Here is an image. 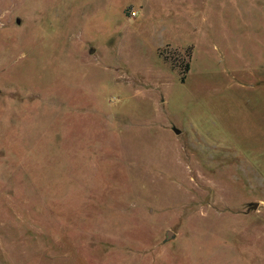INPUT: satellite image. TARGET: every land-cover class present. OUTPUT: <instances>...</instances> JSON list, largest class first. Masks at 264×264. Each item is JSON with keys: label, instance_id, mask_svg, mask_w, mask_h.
Returning <instances> with one entry per match:
<instances>
[{"label": "rangeland", "instance_id": "obj_1", "mask_svg": "<svg viewBox=\"0 0 264 264\" xmlns=\"http://www.w3.org/2000/svg\"><path fill=\"white\" fill-rule=\"evenodd\" d=\"M0 264H264V0H0Z\"/></svg>", "mask_w": 264, "mask_h": 264}, {"label": "water", "instance_id": "obj_2", "mask_svg": "<svg viewBox=\"0 0 264 264\" xmlns=\"http://www.w3.org/2000/svg\"><path fill=\"white\" fill-rule=\"evenodd\" d=\"M16 22L19 23V22H20V19L17 18V19H16ZM90 52H92V50H91ZM173 130H174L176 133L179 132V130H178L176 127H173ZM257 205H258V203H257V202H254V203L252 204V207H253V208H256ZM171 236H172V233L168 232L167 237H171Z\"/></svg>", "mask_w": 264, "mask_h": 264}, {"label": "trees", "instance_id": "obj_3", "mask_svg": "<svg viewBox=\"0 0 264 264\" xmlns=\"http://www.w3.org/2000/svg\"><path fill=\"white\" fill-rule=\"evenodd\" d=\"M187 69H188V64L185 65V69L182 71L181 78H183V76L186 73Z\"/></svg>", "mask_w": 264, "mask_h": 264}, {"label": "built area", "instance_id": "obj_4", "mask_svg": "<svg viewBox=\"0 0 264 264\" xmlns=\"http://www.w3.org/2000/svg\"><path fill=\"white\" fill-rule=\"evenodd\" d=\"M134 14H135V12H134Z\"/></svg>", "mask_w": 264, "mask_h": 264}]
</instances>
